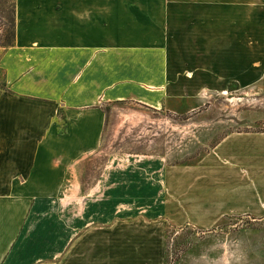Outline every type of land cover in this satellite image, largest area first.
I'll use <instances>...</instances> for the list:
<instances>
[{
	"label": "crops",
	"instance_id": "crops-1",
	"mask_svg": "<svg viewBox=\"0 0 264 264\" xmlns=\"http://www.w3.org/2000/svg\"><path fill=\"white\" fill-rule=\"evenodd\" d=\"M0 66V264H166L144 221H82L79 167L101 149L103 104L183 115L264 83V0H16Z\"/></svg>",
	"mask_w": 264,
	"mask_h": 264
},
{
	"label": "rangeland",
	"instance_id": "rangeland-1",
	"mask_svg": "<svg viewBox=\"0 0 264 264\" xmlns=\"http://www.w3.org/2000/svg\"><path fill=\"white\" fill-rule=\"evenodd\" d=\"M103 109L101 149L75 181L90 193L83 222L144 221L139 230L161 231L166 264H264V204L250 210L246 199L264 188L245 180L264 176L263 81L230 84L183 115L128 103Z\"/></svg>",
	"mask_w": 264,
	"mask_h": 264
},
{
	"label": "trees",
	"instance_id": "trees-1",
	"mask_svg": "<svg viewBox=\"0 0 264 264\" xmlns=\"http://www.w3.org/2000/svg\"><path fill=\"white\" fill-rule=\"evenodd\" d=\"M15 42L16 0H0V45L8 48Z\"/></svg>",
	"mask_w": 264,
	"mask_h": 264
},
{
	"label": "bare ground",
	"instance_id": "bare-ground-1",
	"mask_svg": "<svg viewBox=\"0 0 264 264\" xmlns=\"http://www.w3.org/2000/svg\"><path fill=\"white\" fill-rule=\"evenodd\" d=\"M234 100H235V99H234ZM236 100H237V99H236ZM134 113H135L136 115L142 116V113L140 114V113H137V112H130V114H132V115H133ZM123 115H124V114H123ZM127 115H129V113H128ZM122 117H123V116H122ZM130 117H131V116H130ZM137 119H138V117H137Z\"/></svg>",
	"mask_w": 264,
	"mask_h": 264
}]
</instances>
